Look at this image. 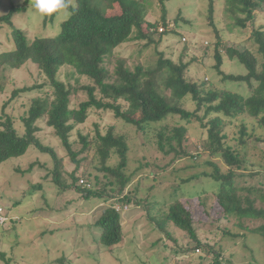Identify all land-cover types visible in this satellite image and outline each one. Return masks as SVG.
<instances>
[{
  "label": "trees",
  "instance_id": "trees-1",
  "mask_svg": "<svg viewBox=\"0 0 264 264\" xmlns=\"http://www.w3.org/2000/svg\"><path fill=\"white\" fill-rule=\"evenodd\" d=\"M157 1L163 14L161 25L146 21L142 7L146 2L143 0H73L75 11L61 23L57 34L28 39L22 31L15 29L12 31L13 48L0 53V73L7 69L18 70L30 62L36 65L43 79L41 85L26 87L13 93L16 96L18 92L37 90L39 94L31 100L25 116L21 118L24 127L22 135L17 134L12 116L1 112L0 164L22 157L31 147L49 155L54 162L50 173L51 181L60 192L74 190L85 199L95 198L107 205L91 226L98 232L93 240L104 247L107 253L114 252L123 241L121 214L126 211L124 207L130 204L139 206L141 201L134 202L130 194L124 195L131 182L130 176L126 174L129 152L127 136L115 133L111 127L104 134L96 130L93 137L78 133L77 141L72 140L74 129L87 120L91 111L112 113L116 119L139 132H144L152 124L163 123L168 117L178 116L186 124L198 122L207 135L200 139L201 147L197 148L201 150H196L195 153L188 151V129L185 124L160 126L155 135L157 150L162 158L171 156L160 172L165 171L168 165L185 159L191 163L188 169L192 165H203L208 169L188 177L180 176L176 190L180 185L189 184L193 180L207 179L218 187L215 196L223 214L236 218L242 230H247L243 220H264V208L256 205L257 202L264 203V189L240 188L236 183L242 172L256 167L257 164L251 162V159L262 157L257 154L256 148H250L249 143L264 144V31H252L255 52L248 48L222 49L219 41L214 49V69L222 76L223 81L246 84L249 94L241 96L223 89L205 91L204 82H195L187 75L192 62L182 60L187 51L185 38L176 29L169 27L165 20V3L170 0ZM29 2L30 0H24L20 5H11L6 14L0 15V27L11 25L14 14L24 12ZM212 4L213 1L209 0L210 12L214 8ZM114 6H117L119 13L106 16L104 11H111ZM221 7L233 27L244 30L254 24L256 13L264 9V0H222ZM176 23L177 20L174 21L175 28ZM159 26L164 29L162 33L158 32ZM154 36L158 37L157 42L154 41ZM169 36L178 37V43H185L181 57L175 62L158 52L153 68L137 65L131 69L125 59L114 58V51L123 44L145 41L143 47H147L157 45ZM223 56L236 60L244 67L245 74L225 75L220 70ZM112 59L114 63L110 69ZM64 67L72 69V78L77 76L74 78L75 87L59 79V71ZM80 78L86 79L88 84H80ZM79 93L85 94L86 99L73 106L72 101L77 99ZM186 96H190L195 102L194 111H187L180 104ZM212 113L216 116L211 117ZM207 117L211 118L204 123ZM246 118L255 121L257 126L250 130ZM231 120L241 122L231 140L233 144H228L227 135L223 131ZM38 123H44L52 131L66 151V157L75 164L71 173L63 170V159L57 156L55 150L41 142ZM77 144L80 145L78 150L75 149ZM92 145H95V151L90 153L91 161L93 164L96 162L94 168L101 176L96 175L91 181L86 172L82 173L80 179L89 185L86 188L78 183L80 179L77 170L80 163L88 159ZM251 151L255 152L250 154ZM113 157L118 159L115 165L110 164ZM152 174L155 179L159 173L152 171ZM65 179H69V183ZM147 203L143 210L162 235L171 239L167 225L173 224L195 243L192 250L199 251L202 244L193 226V213L187 206L177 199L167 212L157 217L151 215L153 206ZM117 206L119 210H116ZM250 231L264 239V225ZM207 249L210 250V247ZM0 258L5 260V255L0 254ZM67 262L68 258L62 256L48 264ZM10 263L11 259L6 260V264Z\"/></svg>",
  "mask_w": 264,
  "mask_h": 264
},
{
  "label": "rangeland",
  "instance_id": "rangeland-1",
  "mask_svg": "<svg viewBox=\"0 0 264 264\" xmlns=\"http://www.w3.org/2000/svg\"><path fill=\"white\" fill-rule=\"evenodd\" d=\"M23 1L0 0V15L6 14L11 5H20ZM143 1L146 2V5L142 6L146 21L161 25L163 14L158 1ZM212 1L214 8L210 12L209 0H170L165 3V20L169 27L176 29L186 40L187 51L182 60L192 62L187 72L191 80L204 82L205 91L223 89L247 96L250 90L246 84L223 81L222 76L214 69V49L216 42L219 41L222 49L248 48L255 52L252 31H264V9L256 13L254 24L243 30L233 27V23L223 13L222 0ZM31 3L32 0L24 12L14 14L11 25L0 27V53L13 48L12 31L15 29L22 31L28 39L53 36L60 31L61 23L67 18L62 14L41 17L35 14ZM71 3L74 4L73 0ZM118 13L117 6L111 11L109 9L104 11L106 16ZM157 38L154 36L155 42ZM177 41L178 37L169 36L163 38L157 45L151 44L147 47H143L145 41H131L117 48L114 51V58L125 59L131 69L137 65L153 68L158 52H162L166 58L174 62L181 57L185 43ZM113 63L112 59L110 69ZM220 70L225 75H244L246 72L236 60H229L225 56L222 57ZM71 73L72 69L64 67L59 71V79L75 87L74 78L77 76L72 78ZM79 80L80 84H88L84 78ZM42 83L43 79L36 65L30 62L18 70L7 69L0 73L2 88L0 114L4 111L12 116L18 135L24 133L21 118L25 116L31 100L39 94L37 90L18 92L16 96L13 93ZM85 99L86 95L79 93L72 104L76 106ZM180 104L190 112L196 108L190 96H186ZM210 116L214 117L216 114L212 113ZM219 116L224 118L222 115ZM211 117H207L204 123ZM224 120L228 121L227 118ZM240 122L231 120L225 125L223 133L227 135L228 144H233L231 140L236 135ZM246 122L249 123L250 130L257 126L253 120L246 118ZM182 124L188 129V151L195 153L196 150H201L197 147L201 145L200 139L206 138V130L196 121L190 124L183 123L178 116L168 117L163 123L152 124L144 132H139L136 128L116 119L112 113L91 111L87 120L74 129L73 141H77L78 133L93 137L96 130L104 134L111 127L115 133L128 138L126 174L130 176L131 182L124 195L130 194L134 202L141 201V204L139 206L130 204L121 214L123 241L112 253H107L104 247L93 240L98 232L91 228L107 205L95 198L85 199L81 193L74 190L60 192L51 181L50 173L54 162L49 155L31 147L22 157L0 164V254L5 255V260L0 258V264H6L8 259H11L10 264H48L62 256L68 258L67 264H264V239L250 231L264 225V220H243L242 223L247 230H242L236 218L223 214L215 196L218 187L207 179L193 180L189 184L180 185L176 190L180 176L188 177L207 170V167L192 165V168L188 169L191 163L185 159L168 165L165 171L160 172L170 161L171 156L162 158L158 152L156 132L161 125L173 127ZM37 126L43 145L54 149L57 156L63 159V170L71 173L75 169V164L66 157L67 153L59 140L44 123H38ZM249 144L250 148H256L257 154L262 157L251 159V162L257 164L256 167L254 170L242 172L236 183L240 188L264 189L262 153L264 144L257 142ZM79 148L80 145L77 144L75 149ZM93 151L95 145L91 146L88 159L79 165L77 170L79 179L84 172L91 177V181L96 175L101 176L94 168L96 162L93 164L91 161ZM254 152L251 151L250 154ZM204 159L205 156L202 160ZM117 162L118 159L113 157L110 164L115 165ZM152 171L159 173L155 179ZM64 181L69 183L70 180ZM177 199L193 213L195 221L193 226L202 244L199 251L192 250L195 243L173 224L167 225L171 239L166 238L149 221L147 212L143 210L149 202L153 206L151 215L158 217L167 212ZM256 205L258 208H264V203L257 202ZM203 245L209 246L210 250Z\"/></svg>",
  "mask_w": 264,
  "mask_h": 264
},
{
  "label": "clouds",
  "instance_id": "clouds-1",
  "mask_svg": "<svg viewBox=\"0 0 264 264\" xmlns=\"http://www.w3.org/2000/svg\"><path fill=\"white\" fill-rule=\"evenodd\" d=\"M31 7L35 14L41 17H53L62 14L65 18H70L75 11V6L71 0H32Z\"/></svg>",
  "mask_w": 264,
  "mask_h": 264
},
{
  "label": "built area",
  "instance_id": "built-area-1",
  "mask_svg": "<svg viewBox=\"0 0 264 264\" xmlns=\"http://www.w3.org/2000/svg\"><path fill=\"white\" fill-rule=\"evenodd\" d=\"M163 31H164V29H163L162 27L158 28V32H159V33H162ZM78 183H79L80 185L86 186V188L89 187V185L86 184V183L84 182V180H82V179H80ZM115 208H116V210H119V207H118V206L115 207ZM124 210H126L125 207H124ZM0 212H1V210H0Z\"/></svg>",
  "mask_w": 264,
  "mask_h": 264
}]
</instances>
